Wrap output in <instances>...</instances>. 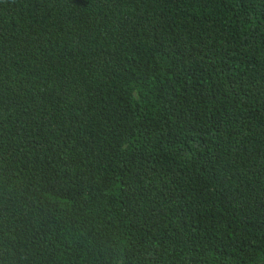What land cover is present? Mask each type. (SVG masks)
<instances>
[{
	"label": "trees",
	"instance_id": "trees-1",
	"mask_svg": "<svg viewBox=\"0 0 264 264\" xmlns=\"http://www.w3.org/2000/svg\"><path fill=\"white\" fill-rule=\"evenodd\" d=\"M0 264H264V0H0Z\"/></svg>",
	"mask_w": 264,
	"mask_h": 264
}]
</instances>
